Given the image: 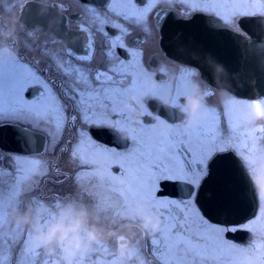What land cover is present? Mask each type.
<instances>
[{
  "label": "snow or ice",
  "instance_id": "6c2138e0",
  "mask_svg": "<svg viewBox=\"0 0 264 264\" xmlns=\"http://www.w3.org/2000/svg\"><path fill=\"white\" fill-rule=\"evenodd\" d=\"M158 3H179L192 11L209 13L215 18L208 22L213 28L242 25L245 17L264 18V2L255 0H142L140 3L137 0H109L106 12H99L84 0H78L95 30L106 39V24L121 33L114 40L108 39V66L103 71L93 70L88 65L78 67L71 63V51L65 50L68 59L64 64V77L67 82L57 95L48 83L25 68L18 56L0 55V127L24 125L23 131L46 133L53 144L65 142L66 150L89 172V180L96 182L94 190L85 187L84 202L102 217L123 212L126 219L134 221L136 210L140 208L145 215L159 214V231L155 237L144 241L155 264H254L253 255L259 257L258 264H264V208L260 207L264 201V97L252 101L231 95L222 98L219 103L225 124L223 131L222 116L212 106V98L217 93L210 87L203 91L202 106L194 125L181 126L175 121L168 123L160 116H153L148 101H160L171 108L185 110L187 99L196 95L197 86L202 87L197 79L200 73L182 68L174 82L154 78L137 61L140 53L126 48L123 37L127 29L110 19L109 13L147 31L150 13ZM162 15L163 12L157 14V21ZM115 48L125 49L130 59L127 62L120 59L112 51ZM75 59L91 61L93 57L84 55ZM163 71L166 74L167 70ZM33 87H37L38 94L26 98L25 93ZM132 97H136V103L125 108ZM137 111L150 118L152 125L141 120L136 122L139 134L133 127V116ZM90 125L111 129L118 138L131 140V148L125 153H117L101 147L89 135ZM31 141L35 142L34 136ZM225 152L235 155L251 188L260 189L255 191L258 215L250 224L244 225V230L255 232L257 236L249 248L225 239L227 232L241 230L238 226H214L194 206L198 190L206 183L209 162ZM4 159L0 152V162ZM7 159L10 168L0 166V264H11L13 246L17 250L23 249L21 256L31 264H39L37 258L43 257L48 258L43 264H65L59 249L53 255L43 249H27L25 244L32 239L33 233L29 228L15 227L12 213H23L32 204L36 209L35 218L47 225L56 220L67 201L45 206L27 197L25 190L41 176L45 163L41 159L19 155H9ZM113 167L119 168L120 174L111 171ZM162 180L180 185L181 197L158 196L156 193ZM142 254L143 249L137 244L129 264H137ZM103 257L107 259L102 260ZM94 261L96 264H116L114 243L96 242L84 260L77 256L72 264H93ZM16 264H25V261L19 260Z\"/></svg>",
  "mask_w": 264,
  "mask_h": 264
},
{
  "label": "flooded vegetation",
  "instance_id": "af4514ba",
  "mask_svg": "<svg viewBox=\"0 0 264 264\" xmlns=\"http://www.w3.org/2000/svg\"><path fill=\"white\" fill-rule=\"evenodd\" d=\"M137 2L140 3L142 0H137ZM255 2H264V0H255ZM84 3L89 7L96 8L99 12H106L109 0H84ZM21 5H23V7H21ZM9 9H11V11H9ZM161 12H163L164 15H162L160 20L157 21V14ZM166 14L183 21L192 20L196 16L204 18L205 22V19L207 18H210L211 20L215 19L209 13L192 11L187 5L179 3H158L157 7L150 13L147 31H145L140 25L123 21L121 18L111 16L110 13L109 18L113 19L116 23L122 24L127 29V34L123 37V42L126 45V48L140 53L137 57V61L141 63L154 78H166L169 82H174L179 76V69L191 68L193 71L199 72L200 75L197 79L202 86V92L210 87L217 93V96L212 98V106L216 108L218 113H220L219 101L228 95H231L236 99H247L249 101L255 100V98L238 97L227 90L218 89L210 85L203 79L202 73L197 67L182 63L170 57L163 45V35L165 28H168L170 32H173V25L172 23L164 21ZM16 15L19 16V24L17 25L16 33L19 37L18 39H13L11 37L5 38L3 33L10 31V26L5 25L3 19H0V55L3 57L18 56L20 58V63L23 64L25 68L35 73L42 81L48 83L49 87H51L53 92L57 95H60L62 85L67 82L64 77V64L68 59V57L64 55L65 50L71 51V63L74 65L78 67L88 65L93 70L99 69L103 71L105 66H108V39L114 40L117 36L121 35L119 29L111 28V26L107 24L104 25V31L107 33L108 39H106L103 34L96 31L94 23L91 18L82 11V8L78 4V0H3V3H0V17L10 19ZM170 16L168 17L170 18ZM225 28L234 34H237V39H240L238 36L245 35L241 25L225 26ZM216 29L215 35L218 36L220 35V28ZM194 33L195 32L192 34L194 35ZM209 35L211 36V29ZM90 45L92 46L91 51H89ZM5 46L12 49L15 52V55L5 51ZM112 51H114L120 59L125 60L126 62L130 59L128 52L123 48H115ZM84 55H90L93 59L91 61H78L75 59V57ZM165 69L167 70L166 74L163 71ZM154 85L155 84L153 83V86ZM32 94H38L37 87L29 88L25 93V96L26 98L31 99ZM131 102L132 101L130 100L128 103ZM147 103L149 111L152 112L153 116H160L168 123L175 121L182 126L181 120L183 117L180 110L171 108L167 103H162L160 101H148ZM162 106L167 110H164ZM138 113L140 112L137 111L133 116V127L137 134L140 133V129L136 128L135 124L139 120L143 121L148 126H152L149 124L150 118L148 117L142 115L137 119ZM220 114L222 116L221 129L223 131L225 129V124L223 121V114ZM16 127L23 130L25 126L19 125ZM88 131L89 135H91L92 139L97 144L101 147H107L114 152L125 153L132 146L131 140L118 138L111 129L93 127L90 125ZM29 132L44 137L45 147L40 153L28 152L32 147L33 142H31L30 137L25 134L26 138L23 143L20 144V133L18 131H15L12 135V139L15 141L13 144L15 149L13 148V151L10 152L3 149L2 147H5L3 143L2 147H0V152L4 154L5 158L9 155H19L22 157L41 159L45 163L41 176L36 180L32 187L28 188L31 190L28 193L29 198L44 205L57 199L68 202L74 197H80L84 202L86 199L84 196L85 187L87 186L89 190H94L96 182L89 180V172L83 169L79 162L70 155L69 151L66 150L68 145L63 141L57 144L51 143L50 138L46 133ZM98 137H107V139L112 138L117 140L118 145H116V142L113 143L114 145H107L106 143L99 141ZM225 154L234 155L231 152H225L214 156L209 162L208 175L205 177V181L210 177L213 160L217 156ZM234 157L235 155L230 156L231 159ZM4 162L5 159L0 162V166L4 167ZM4 168L9 169V167ZM110 170L116 174H120L119 168L113 167ZM5 179L7 180L8 177H5ZM169 183H172V191L163 188L164 185H171ZM205 184L206 183H202L201 188L204 187ZM69 187H72L70 191L68 190ZM158 187L159 191L156 193L158 196L179 199L182 195L181 186L175 182L162 180L159 182ZM201 188L198 190V194L195 197L196 202L194 203V206L199 210L200 215H202L210 224L221 226L209 221L197 206V200ZM67 190L69 192H67ZM86 204L88 205V203ZM29 205L32 206L33 215L35 217L36 209L32 204ZM260 207L264 208V201H261ZM90 208H92V206ZM257 215L258 213H256L255 217ZM255 217L244 224L235 225L241 230L227 232L225 234V239L231 244H235L242 248H249L257 240V236L255 232L244 230V225L250 224ZM131 221L132 220L125 218V221L122 222ZM189 223H192V221L189 220ZM144 241L145 239L142 240L143 250L146 249L148 251V254L150 255V264H155L154 256L150 254L149 247ZM112 242L114 243V241ZM252 259L254 263L258 264L259 257L257 255H253Z\"/></svg>",
  "mask_w": 264,
  "mask_h": 264
},
{
  "label": "water",
  "instance_id": "95a60500",
  "mask_svg": "<svg viewBox=\"0 0 264 264\" xmlns=\"http://www.w3.org/2000/svg\"><path fill=\"white\" fill-rule=\"evenodd\" d=\"M168 16L165 15L164 21L172 23L173 32L164 29L163 45L170 57L197 67L203 79L218 89L242 98L264 97V18L245 17L241 25L245 35L237 39V34L225 27L220 28V35L216 36L217 29L209 26L210 18L205 19L206 22L200 16L183 21ZM15 131L20 133V144L26 135L30 141L31 137H35L28 152L40 153L44 149V137L25 133L16 126L0 127V147L3 143V149L13 151L15 141L12 135ZM98 139L107 145H114L115 142L118 145L117 140L112 138ZM230 156L234 155H219L213 160L210 177L197 200L204 216L219 225L244 224L257 213L256 194L239 169L236 157L231 159ZM169 184L163 188L172 191V183Z\"/></svg>",
  "mask_w": 264,
  "mask_h": 264
},
{
  "label": "clouds",
  "instance_id": "9594fccd",
  "mask_svg": "<svg viewBox=\"0 0 264 264\" xmlns=\"http://www.w3.org/2000/svg\"><path fill=\"white\" fill-rule=\"evenodd\" d=\"M0 19H3L5 25L10 26V31L3 33L5 38L18 39L16 33L19 16L16 15L10 19L0 17ZM5 51L15 55V52L7 46ZM202 96L203 92L197 86L196 95L187 99L185 110H180L183 117L182 126H191L197 122V114L202 106ZM131 101L125 104V108H131L136 103V97H132ZM142 115V112L138 113L137 119ZM257 190L260 189L253 188L254 192ZM136 217L131 222H122L125 221L123 212L107 218L102 217L80 197L69 200L64 209L58 213L56 220L47 225L39 223L34 217L31 205L24 213H12L15 227L29 228L33 233L32 239L25 244L27 249H43L49 255L55 254L59 249L65 264H72L77 256L84 260L89 249L96 242L108 243L109 241L115 243L116 264H129L137 251V241L155 237L161 224L159 214L145 215L142 208L136 210ZM137 264H145V261L140 259Z\"/></svg>",
  "mask_w": 264,
  "mask_h": 264
},
{
  "label": "rangeland",
  "instance_id": "374dc122",
  "mask_svg": "<svg viewBox=\"0 0 264 264\" xmlns=\"http://www.w3.org/2000/svg\"><path fill=\"white\" fill-rule=\"evenodd\" d=\"M4 167H9L10 168V161L7 159V157L5 158V162H4ZM72 187H69L68 190L70 191ZM67 190V192H69ZM31 190L30 189H26L25 190V194L27 197H29L28 193L30 192ZM57 201H60V199L58 200H52L51 202L49 203H46L45 206H49V205H53L55 204ZM29 206V205H28ZM89 207H91L89 204H88ZM28 208V207H27ZM93 208V207H92ZM20 213V212H19ZM24 213V212H23ZM5 231H7V228L5 229ZM137 244L139 245L140 248L143 249L142 247V240H138L137 241ZM23 249H20V250H17V247L16 246H13L12 249H11V254H12V261H11V264H16L17 261L19 260H24L25 261V264H31V261H29L27 258L25 257H22L21 256V251ZM5 256H7V252L4 253ZM149 257L150 255L148 254V251L146 249L143 250V254L141 256V259H143L145 261V264H150L151 262L149 261ZM39 260V264H43V260L44 259H48L47 257H43V258H37ZM52 259H55V257H52ZM107 257H103L102 260H106ZM93 264H96V262L94 261ZM256 264V263H254Z\"/></svg>",
  "mask_w": 264,
  "mask_h": 264
}]
</instances>
